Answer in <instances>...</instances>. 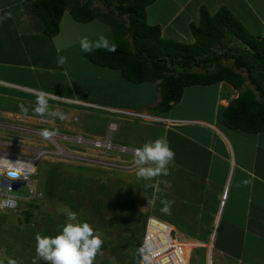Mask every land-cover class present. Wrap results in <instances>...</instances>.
<instances>
[{"label":"rangeland","instance_id":"374dc122","mask_svg":"<svg viewBox=\"0 0 264 264\" xmlns=\"http://www.w3.org/2000/svg\"><path fill=\"white\" fill-rule=\"evenodd\" d=\"M4 1L10 3L14 0H0V4H4ZM250 1L255 9L253 13L243 9L244 3L241 0H177L166 7L164 5L169 0H158L148 9V21L156 19L161 14V12L158 14L159 9L164 11L166 19L177 11L168 25H164L166 21L162 22V36L178 42L191 43L193 37L189 25L197 24L200 6H205L211 14L224 6L248 32L264 36V27L261 24V20L264 21V0ZM23 13H25L24 9H18L13 12V18L20 21ZM2 16L3 14L0 15ZM26 19L29 21V17ZM68 22L72 23L69 24L66 20L60 23L59 34L63 36L62 41L68 47L62 55L67 61L64 65H59L63 67L62 71L51 73L56 79L38 77L37 74L34 79L18 75L19 82L40 85L45 89L59 92L68 99L80 100L89 105L61 103L57 100L54 103L50 99L48 110L39 115L52 119L51 125L38 123L39 121L23 124L66 134L81 132L83 136L93 138H96L95 134L102 133L104 135L100 136L103 137L108 133L115 144L123 143L129 146L141 145L146 139V142L151 141L150 138H154L153 134L158 132L157 128L150 127L143 118L127 117L122 111L109 107L122 108L131 104L149 113V110L155 108L160 100L156 83L132 84L124 80L118 71L88 61L80 48L81 38L87 36L90 40H96L103 34L112 41L111 30L99 20H91L87 23H75L72 20ZM68 40L74 42L71 44ZM224 44L226 49L245 46L229 37L224 40ZM51 57L52 55H49V58ZM222 64H231V62L224 61ZM14 68L19 71L18 67L14 66ZM2 86L8 88L7 85ZM0 100L2 107L7 108L9 98L7 101L6 98ZM52 103L57 105L56 108ZM18 108L26 109L20 111L24 114L38 113L37 104H33L30 99L29 103L22 100ZM58 110L65 114V119L61 120L59 116L53 115ZM110 127L115 131L107 132ZM0 134L5 136L6 140L16 141L17 138L24 143L22 145L44 144L42 139L31 134L16 133L17 136H14L13 132ZM59 143L68 152H83V148L79 145L62 141ZM27 147L26 149L22 147L24 152H27ZM83 156L90 158L91 161L80 159L82 162L77 163L57 156L46 158V161L39 166L38 175L32 178L33 187L42 193V197L32 199L31 206L27 205L30 201L24 200L20 202L16 211H0V264H33L37 256V236L58 234L60 228L67 222L63 211L65 207L75 212L80 221L88 222L101 234L104 243L93 264H137L145 235L146 238L148 235V232L146 234L148 219L150 228H153V225L158 228L169 227L151 217L154 215L150 214L153 212L152 178H139L136 175L137 168L134 170L114 167L105 163L121 160L122 155L115 152L87 149ZM53 170L59 173L61 180L52 186L51 196L48 194L50 187L45 185ZM21 195L25 197L26 192H21ZM25 209L31 212L27 221L23 212ZM160 213L166 221L179 218L174 210L168 213L160 211ZM182 219L184 224L188 225L186 218L182 217ZM174 231L173 229L171 232ZM173 238H176L174 244L171 243L174 249L169 252L173 256V262L170 255L160 254L156 256L157 264H237L233 257H228L223 252L211 250L207 256L205 249L200 247L194 249L193 244L186 243L181 235L175 233ZM179 244L182 245V252L179 250ZM176 254L181 256L177 257ZM247 257L250 258V254L247 253ZM259 257L264 258V256ZM37 264H48V262L38 260Z\"/></svg>","mask_w":264,"mask_h":264},{"label":"crops","instance_id":"0c3cea01","mask_svg":"<svg viewBox=\"0 0 264 264\" xmlns=\"http://www.w3.org/2000/svg\"><path fill=\"white\" fill-rule=\"evenodd\" d=\"M32 1L14 0L0 4V15L3 14L0 17V98H6V101L9 98L7 108L0 104L2 123L22 125L39 121L51 125L52 119L44 118L39 112L24 114L20 112L23 110L18 108L19 105L22 100L29 103V99L37 104L41 90L50 93L53 100L67 97L40 85L19 82L18 75L34 79L37 74L38 77L56 79L51 73L62 71L63 67L57 60L68 47L59 33L54 37L43 34L40 21L31 12ZM174 1L177 2L169 0L164 7ZM241 1L244 10L255 11L250 0ZM150 6L146 10L147 16ZM18 9L25 10L20 21L13 18V12ZM176 13H171L166 19L164 11L159 9L160 15L153 22L163 28L162 22L166 21L164 25H168ZM64 20L72 23L68 22L72 19L67 15L61 21ZM261 24L264 27L263 20ZM68 42L72 44L74 41ZM14 66L19 71L13 69ZM238 95V90L220 82L185 88L180 101L163 113L156 112V108L145 113L147 111L143 108H135L131 104L109 108L142 114L147 120L145 123L158 130L150 140L166 137L175 152L169 174L152 178L153 212L150 214L154 215L151 217L167 224L171 228L168 227L169 235L174 229V233L184 237L186 243L193 244L194 249H205L208 255L211 250H217L233 257L237 264H264V258L259 257L264 256V132L244 133L224 125L222 112ZM52 105L54 108L57 106ZM113 131L115 129L110 127L107 132ZM12 132L14 136L21 133L0 129V133ZM94 136L101 137L99 134ZM5 138L0 134V139ZM11 142L24 144L17 138ZM121 159L127 157L122 156ZM162 201L171 203L170 210L178 214V219H163L160 213L164 207ZM182 217L186 218L188 225L184 224ZM173 249L174 246L165 252Z\"/></svg>","mask_w":264,"mask_h":264},{"label":"trees","instance_id":"16d2710c","mask_svg":"<svg viewBox=\"0 0 264 264\" xmlns=\"http://www.w3.org/2000/svg\"><path fill=\"white\" fill-rule=\"evenodd\" d=\"M155 1L33 0L31 12L49 37L59 33L65 15L75 23L99 20L107 25L113 34L111 42L117 44L116 51L99 49L83 56L97 66L118 71L132 84L156 83L160 93L156 112H166L177 104L189 86L225 82L239 95L224 108V125L244 133L264 132V36L248 32L224 6L213 14L200 6L197 24L189 25L193 42L166 39L162 25L148 21L146 9ZM228 37L245 46L226 49L224 40ZM224 61L231 64H222ZM47 180L45 186L50 187L48 194L52 196V186L61 176L53 170ZM31 202L27 205L31 206ZM23 212L25 220H29L31 212Z\"/></svg>","mask_w":264,"mask_h":264},{"label":"clouds","instance_id":"9594fccd","mask_svg":"<svg viewBox=\"0 0 264 264\" xmlns=\"http://www.w3.org/2000/svg\"><path fill=\"white\" fill-rule=\"evenodd\" d=\"M80 48L81 51L84 53H91L94 50H99V49H103L107 52H115L117 49V44L111 42L106 35L101 34L96 40H90L87 36L82 37L80 40ZM66 61H67L66 57L60 56L57 60V63L59 65H64ZM50 95H51L50 93L45 92L43 90L39 92L37 98V108H36L37 112L45 113L48 110V98L52 99V96ZM57 100L71 104L80 103V101H74V100L71 101V99L62 98V97L58 98ZM22 110L26 111V109H22ZM117 111H121V110H117ZM131 113L133 117L145 118V116H143L142 114L135 112H131ZM53 114L59 116L61 120L66 118L65 114L59 110ZM6 124L20 125L18 123L16 124L6 123ZM22 126L30 127L37 130H43L23 124ZM0 129H4V128H0ZM4 130L7 131L8 129H4ZM54 132L55 131H50L45 129L43 130L42 135L45 137H50L55 133H59V132H55V133ZM0 140L8 141L6 139H0ZM11 141L12 140L8 142L13 143ZM60 141L61 140L57 141L58 145H60L59 143ZM43 142H44L43 145L40 144L36 146L20 145L15 142L14 144L17 145L18 147L17 151L19 152H22L21 150H23V148L27 146L35 147V148L48 147L49 149L50 147L48 145L46 146L44 140ZM86 150L87 149L83 148V152L80 153L69 152V153L73 155L83 156V153ZM118 154L122 155L120 153ZM125 157H127L128 160L127 159H123V160L121 159L118 161L115 160L116 162H112V163H126L132 158L131 156H125ZM70 160H73L77 163L82 162L81 160L78 159L77 160L70 159ZM174 160H175V152L170 147L166 137L157 138L153 141L146 142L141 147H137L135 151V164L138 166L136 175L139 178H143V179H151L160 175L167 176L169 174V165L174 163ZM43 161H46V159L42 160L39 163L37 167V173L35 174V176L38 175L39 166ZM0 169H3V173L0 174L6 175V177L11 180H15L18 178L28 180L29 175L34 171V166L31 162H27L24 160L17 159L15 161H11L5 157H0ZM162 203L164 204V207L161 210L165 213L170 212L171 203L167 201H162ZM63 211L67 217V222L60 228L57 235L37 236L36 238L37 256L36 258H34L33 264H37L38 260L46 261L48 262V264H93V261L97 253L101 250V246L104 243V241L101 238V234L99 233V231L94 229L93 226L88 222L80 221L77 217V214L71 211L69 208L65 207ZM171 235L175 237L174 232H171ZM207 256H209L208 252H207ZM137 264H140L139 259Z\"/></svg>","mask_w":264,"mask_h":264},{"label":"built area","instance_id":"2783aa9c","mask_svg":"<svg viewBox=\"0 0 264 264\" xmlns=\"http://www.w3.org/2000/svg\"><path fill=\"white\" fill-rule=\"evenodd\" d=\"M125 115L131 114L125 111H122ZM0 128L13 130L15 132H21L23 134H31L42 138L46 146L48 147H27V152L22 150V152L17 151V145L10 143L5 140H0V157H5L11 161L17 159L31 162L34 166V171L29 175L28 180L24 179H15L11 180L6 177V175L0 174V211H16L20 205V202L27 200L31 201L34 198L42 197V193L37 191L32 185V178L37 173V167L39 163L48 158V157H62L65 159H86L85 161H91L90 158H86L80 155H73L66 150H64L57 141L61 140L66 143H72L81 146L85 149H96L109 152L120 153L125 156H131L132 158L126 163H112L105 162L108 165L114 167H123L127 169H136L138 166L135 164V151L137 147H130L122 144H115L111 141L110 134L104 136L103 138H93L86 137L80 133L77 134H64V133H55L50 137H45L42 135L43 130H37L30 127H25L22 125H12L6 123H0ZM26 149V147H24ZM15 149V150H14ZM0 173H3V169H0ZM25 191L26 195L23 197L21 192ZM149 223V219H148ZM147 228L150 229V225ZM146 228V230H147ZM161 234V233H160ZM159 234V235H160ZM157 235V236H159ZM146 235L141 247V253L139 257L140 264H153L148 256L147 249H144V244L146 242ZM166 241H163L161 237H158V244L154 246L155 249H159L165 246ZM154 249V251H155ZM171 256L173 262V256Z\"/></svg>","mask_w":264,"mask_h":264},{"label":"bare ground","instance_id":"6f19581e","mask_svg":"<svg viewBox=\"0 0 264 264\" xmlns=\"http://www.w3.org/2000/svg\"><path fill=\"white\" fill-rule=\"evenodd\" d=\"M169 233H170V229L168 227H162L160 232H159V228L156 225H153V228L151 227L148 230V235H147V238H146L147 241L144 244V249L149 250L148 251V256L150 257V260H151V262L153 264H157L156 256H159L160 254H164L165 256L171 255L169 252H165V250L170 249V248L173 247L171 243L174 244V240H175V238H173L171 234L169 235ZM157 235H159V236H157ZM158 237H161V239L163 241H166V243H165L164 247L159 248V249H155L154 246L156 244H158ZM170 237H171L172 241H171ZM167 239H168V241H167ZM181 246L182 245L179 246L180 252H182L181 251V249H182ZM154 249H155V251H154ZM176 255H178L177 257L181 256L180 254H176Z\"/></svg>","mask_w":264,"mask_h":264}]
</instances>
